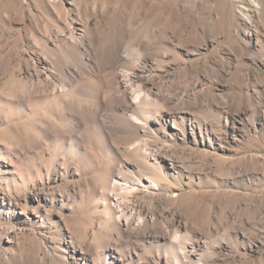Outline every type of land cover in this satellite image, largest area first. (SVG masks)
Listing matches in <instances>:
<instances>
[{
	"label": "rangeland",
	"instance_id": "1",
	"mask_svg": "<svg viewBox=\"0 0 264 264\" xmlns=\"http://www.w3.org/2000/svg\"><path fill=\"white\" fill-rule=\"evenodd\" d=\"M106 257L264 264V0H0V264Z\"/></svg>",
	"mask_w": 264,
	"mask_h": 264
},
{
	"label": "bare ground",
	"instance_id": "2",
	"mask_svg": "<svg viewBox=\"0 0 264 264\" xmlns=\"http://www.w3.org/2000/svg\"><path fill=\"white\" fill-rule=\"evenodd\" d=\"M124 77V76H123ZM127 82V81H126ZM125 83V82H124ZM124 89L127 88V84L123 85ZM128 89V88H127ZM128 93V92H127ZM140 96V95H138ZM136 97H134L133 99H131V102H135ZM134 152V151H133ZM129 159V158H128ZM140 188H144L146 189L145 191L149 190L148 192H150L152 189H154V185L152 183H146L144 180H135L133 178H129L126 175H122L121 173H113V177H112V183H111V189L113 191L112 193V197L110 196V199H113L116 201V203H120L122 202L120 200L119 194H121L122 192L126 191V192H130L131 194L136 192L137 190H140ZM144 191V190H143ZM121 204V203H120ZM121 206L118 208V210H116L115 212L119 213L118 215V219L120 220V223H123V225H129V221L131 219V215L127 213V208ZM135 208V207H133ZM130 209V208H129ZM112 210V209H111ZM115 210V209H114ZM112 210V211H114ZM133 210V209H132ZM129 211V210H128ZM114 212V214H115ZM132 212V211H131ZM107 213V212H106ZM135 213V212H134ZM133 217V216H132ZM137 225H145V221L144 218L141 217H137ZM132 220V219H131ZM135 221V220H134ZM149 222V221H148ZM134 223V222H133ZM119 224V223H118ZM148 224V223H147ZM121 225V224H120ZM136 226V224L134 225ZM119 227V226H118ZM137 228V227H136ZM145 228V227H144ZM133 229V228H132ZM139 230V229H138ZM122 231V230H121ZM132 231V230H131ZM136 231V230H134ZM133 235V233L131 234ZM66 258V257H65ZM110 262V258L106 257V264H109Z\"/></svg>",
	"mask_w": 264,
	"mask_h": 264
}]
</instances>
